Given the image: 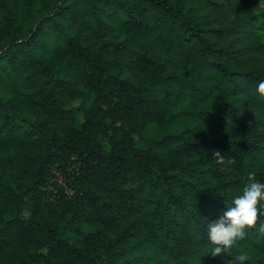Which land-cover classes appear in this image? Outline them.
Here are the masks:
<instances>
[{
  "label": "trees",
  "instance_id": "obj_1",
  "mask_svg": "<svg viewBox=\"0 0 264 264\" xmlns=\"http://www.w3.org/2000/svg\"><path fill=\"white\" fill-rule=\"evenodd\" d=\"M260 4L0 0V264H264V209L205 231L264 182Z\"/></svg>",
  "mask_w": 264,
  "mask_h": 264
},
{
  "label": "clouds",
  "instance_id": "obj_2",
  "mask_svg": "<svg viewBox=\"0 0 264 264\" xmlns=\"http://www.w3.org/2000/svg\"><path fill=\"white\" fill-rule=\"evenodd\" d=\"M257 90L264 95V80L258 82ZM214 154L220 160L224 159L219 150H215ZM255 176V172L248 173L241 192L230 200L223 201L225 207L222 214L215 220H207L205 231L208 241L213 245L210 251L212 256L222 257L223 253L244 238L248 230L256 224L258 213L264 209V182ZM235 259L244 262L248 259V254L240 252Z\"/></svg>",
  "mask_w": 264,
  "mask_h": 264
},
{
  "label": "rangeland",
  "instance_id": "obj_3",
  "mask_svg": "<svg viewBox=\"0 0 264 264\" xmlns=\"http://www.w3.org/2000/svg\"><path fill=\"white\" fill-rule=\"evenodd\" d=\"M262 4L258 5L257 8L251 9V16L255 19L254 28L257 33L262 36L261 41L264 43V10L261 8ZM82 100H77L69 105L72 109H77ZM82 123V115L77 114V124L80 126ZM151 132H148L149 135ZM66 177L64 175H60L58 172L54 171V177L51 180L50 185L46 188L49 192V199H52L54 195L59 194L61 192H69V185L66 183Z\"/></svg>",
  "mask_w": 264,
  "mask_h": 264
},
{
  "label": "built area",
  "instance_id": "obj_4",
  "mask_svg": "<svg viewBox=\"0 0 264 264\" xmlns=\"http://www.w3.org/2000/svg\"><path fill=\"white\" fill-rule=\"evenodd\" d=\"M68 191H69V192L66 191L65 193H66V194H71V193H72V191L69 189V187H68Z\"/></svg>",
  "mask_w": 264,
  "mask_h": 264
}]
</instances>
